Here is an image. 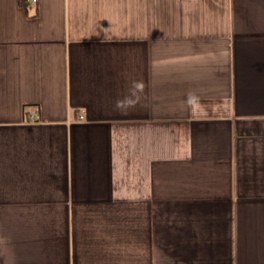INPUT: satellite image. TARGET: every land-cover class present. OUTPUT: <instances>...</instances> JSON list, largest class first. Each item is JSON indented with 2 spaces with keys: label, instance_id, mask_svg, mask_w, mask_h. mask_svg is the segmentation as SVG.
Returning <instances> with one entry per match:
<instances>
[{
  "label": "crops",
  "instance_id": "0c3cea01",
  "mask_svg": "<svg viewBox=\"0 0 264 264\" xmlns=\"http://www.w3.org/2000/svg\"><path fill=\"white\" fill-rule=\"evenodd\" d=\"M0 264H264V0H0Z\"/></svg>",
  "mask_w": 264,
  "mask_h": 264
},
{
  "label": "built area",
  "instance_id": "2783aa9c",
  "mask_svg": "<svg viewBox=\"0 0 264 264\" xmlns=\"http://www.w3.org/2000/svg\"><path fill=\"white\" fill-rule=\"evenodd\" d=\"M29 2L36 3V2H37V0H29ZM32 116H33V114H32ZM81 118H83V116H82V115H81Z\"/></svg>",
  "mask_w": 264,
  "mask_h": 264
},
{
  "label": "clouds",
  "instance_id": "9594fccd",
  "mask_svg": "<svg viewBox=\"0 0 264 264\" xmlns=\"http://www.w3.org/2000/svg\"><path fill=\"white\" fill-rule=\"evenodd\" d=\"M137 87H138V88H142L143 85H142V84H138Z\"/></svg>",
  "mask_w": 264,
  "mask_h": 264
},
{
  "label": "trees",
  "instance_id": "16d2710c",
  "mask_svg": "<svg viewBox=\"0 0 264 264\" xmlns=\"http://www.w3.org/2000/svg\"><path fill=\"white\" fill-rule=\"evenodd\" d=\"M22 4L26 5V0H21Z\"/></svg>",
  "mask_w": 264,
  "mask_h": 264
}]
</instances>
